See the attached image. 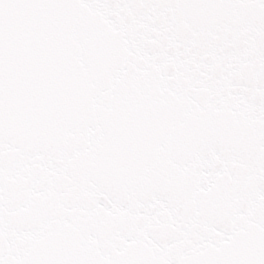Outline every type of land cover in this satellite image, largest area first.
<instances>
[{
  "label": "snow or ice",
  "instance_id": "1",
  "mask_svg": "<svg viewBox=\"0 0 264 264\" xmlns=\"http://www.w3.org/2000/svg\"><path fill=\"white\" fill-rule=\"evenodd\" d=\"M0 264H264V0H0Z\"/></svg>",
  "mask_w": 264,
  "mask_h": 264
}]
</instances>
